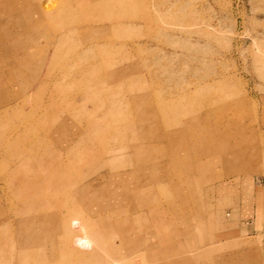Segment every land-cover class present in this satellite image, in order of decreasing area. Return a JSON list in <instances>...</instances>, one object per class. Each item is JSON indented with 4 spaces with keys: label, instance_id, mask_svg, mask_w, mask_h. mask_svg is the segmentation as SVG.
<instances>
[{
    "label": "rangeland",
    "instance_id": "rangeland-1",
    "mask_svg": "<svg viewBox=\"0 0 264 264\" xmlns=\"http://www.w3.org/2000/svg\"><path fill=\"white\" fill-rule=\"evenodd\" d=\"M0 10V264H264V0Z\"/></svg>",
    "mask_w": 264,
    "mask_h": 264
},
{
    "label": "bare ground",
    "instance_id": "bare-ground-1",
    "mask_svg": "<svg viewBox=\"0 0 264 264\" xmlns=\"http://www.w3.org/2000/svg\"><path fill=\"white\" fill-rule=\"evenodd\" d=\"M42 0H26V2H31V3H37L38 5L41 3ZM23 2V1H22ZM23 5V4H22ZM22 8V7H21ZM38 10V8H36ZM36 9L34 12H36ZM44 9V8H43ZM49 9V8H48ZM45 10V9H44ZM1 11V10H0ZM46 11V10H45ZM3 12V11H2ZM1 13V12H0ZM44 13V12H43ZM23 14V13H22ZM34 15L33 16H36L35 13H33ZM45 15V14H44ZM1 14H0V18H1ZM13 17V16H12ZM17 18V17H16ZM28 23V22H27ZM29 25V24H28ZM7 39H9L11 36L9 34H7L5 36ZM37 37H33L32 39L29 38V42L31 43H34V42H37ZM27 39V38H26ZM25 39V40H26ZM34 39V40H33ZM57 39V37H56ZM22 40V39H21ZM25 42V41H24ZM36 47V45H35ZM113 168V166H112ZM124 169V168H122ZM77 175V174H76ZM99 178L97 179H93L92 181L88 182V189H91L93 188L94 184L97 183L99 180ZM103 179V178H102ZM101 179V180H102ZM86 190V189H85ZM130 193V192H129ZM139 194V192H138ZM117 195V194H116ZM122 195V194H121ZM140 195V194H139ZM128 196V195H127ZM94 199H99V198H102V195H94L92 196ZM126 199V198H125ZM124 199V200H125ZM100 202V201H99ZM111 209V208H110ZM104 211V210H103ZM109 224V223H108ZM80 248V247H79ZM118 248L115 247V246H112L110 247V251H112L115 255H117L118 253ZM15 250V251H14ZM46 250V249H45ZM77 250V249H76ZM6 251V250H5ZM8 251V250H7ZM100 252L97 251V249H93L91 244H83V246H81L80 250H78V252L75 254V257L73 259H71L70 261H66V262H62L60 260H58V256H55L57 258V262H56V259L53 255L51 254H48L46 252H42V253H37V254H33V255H27L24 250H19V249H15V248H12V258H13V262L14 264H38L40 261H49L47 262L48 264H86L88 262V259L84 256H86L85 254H88L90 253L92 258H96V259H104L105 261H108V257H106L105 255L102 256V251L101 249H99ZM104 251V250H103ZM9 252V251H8ZM58 252H59V249H58ZM57 253V252H56ZM98 253H100L98 255ZM122 253V252H121ZM9 255V254H8ZM126 255V254H125ZM105 256V257H104ZM122 256V254H121ZM0 257H3L2 256V253L0 252ZM113 258V256H112ZM9 259V258H8ZM52 259V261H51ZM55 259V260H54ZM121 257L117 256V260H120ZM95 260V259H94ZM51 261V262H50ZM11 262H12V259H11ZM7 263V262H6ZM6 263H3V264H6Z\"/></svg>",
    "mask_w": 264,
    "mask_h": 264
}]
</instances>
